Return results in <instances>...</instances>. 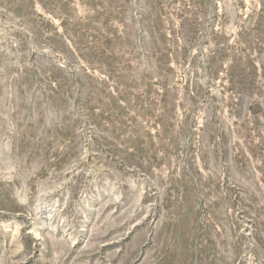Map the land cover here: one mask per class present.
I'll return each instance as SVG.
<instances>
[{
    "label": "rangeland",
    "instance_id": "obj_1",
    "mask_svg": "<svg viewBox=\"0 0 264 264\" xmlns=\"http://www.w3.org/2000/svg\"><path fill=\"white\" fill-rule=\"evenodd\" d=\"M0 264H264V0H0Z\"/></svg>",
    "mask_w": 264,
    "mask_h": 264
}]
</instances>
